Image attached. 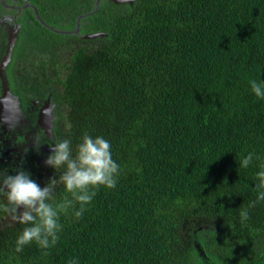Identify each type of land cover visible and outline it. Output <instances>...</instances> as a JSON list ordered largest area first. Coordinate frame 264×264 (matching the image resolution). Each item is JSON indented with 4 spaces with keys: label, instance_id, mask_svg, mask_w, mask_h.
Returning a JSON list of instances; mask_svg holds the SVG:
<instances>
[{
    "label": "trees",
    "instance_id": "16d2710c",
    "mask_svg": "<svg viewBox=\"0 0 264 264\" xmlns=\"http://www.w3.org/2000/svg\"><path fill=\"white\" fill-rule=\"evenodd\" d=\"M25 1L50 27L29 6L15 17L11 91L49 97L73 155L85 134L108 140L120 173L82 216L60 214L48 249L17 252L26 225L0 211V264H264V99L248 83L264 80V0ZM79 15L78 32L54 30ZM6 39L0 25V57ZM23 168L41 186L63 171Z\"/></svg>",
    "mask_w": 264,
    "mask_h": 264
},
{
    "label": "clouds",
    "instance_id": "9594fccd",
    "mask_svg": "<svg viewBox=\"0 0 264 264\" xmlns=\"http://www.w3.org/2000/svg\"><path fill=\"white\" fill-rule=\"evenodd\" d=\"M0 1L6 3V0ZM15 25L19 26L17 23ZM248 83L252 93L257 98L264 99V80L253 79ZM253 156L254 154L249 152L242 157L239 167H249ZM43 163L54 170L63 169L58 178L55 175L49 177L44 186L37 183L31 172L23 167L14 174L0 170V193H3L7 200V204H0V211L10 214L12 220L26 225L16 238L17 252L23 251L26 245L33 242L41 249L53 247L62 230L60 214H67L71 209L75 217L82 216L96 194L94 189L100 186L114 188L120 173V166L112 158L110 142L101 136L92 137L88 134H85L77 145L75 155L68 140L55 142ZM260 169L256 173L257 201L264 200V164L260 165ZM58 183L63 184L70 198L65 195L60 202L53 203ZM257 201H253L250 206H254ZM240 216L242 222L247 220V209H243ZM69 264L78 262L73 259Z\"/></svg>",
    "mask_w": 264,
    "mask_h": 264
},
{
    "label": "flooded vegetation",
    "instance_id": "af4514ba",
    "mask_svg": "<svg viewBox=\"0 0 264 264\" xmlns=\"http://www.w3.org/2000/svg\"><path fill=\"white\" fill-rule=\"evenodd\" d=\"M26 3L31 4L28 1L20 0H6V3H1L3 7H0V19L6 18L3 19L0 25L5 28L6 32L17 23L15 17ZM54 30L57 32L72 31ZM13 95L17 96V100L10 99L12 110L7 113L0 112V170L12 174L23 166H32L35 172L44 170V159L49 153L50 147L55 143L56 137L55 135H49L43 129L38 123V116L48 102L49 108L52 106L49 111L55 120L53 104L50 102L49 97L35 98L29 103L21 100L16 93H13ZM52 126L53 124L51 125L53 131ZM1 213L3 214L2 211Z\"/></svg>",
    "mask_w": 264,
    "mask_h": 264
},
{
    "label": "water",
    "instance_id": "95a60500",
    "mask_svg": "<svg viewBox=\"0 0 264 264\" xmlns=\"http://www.w3.org/2000/svg\"><path fill=\"white\" fill-rule=\"evenodd\" d=\"M133 0H114V2L116 3H124V2H129L131 3ZM32 7L34 14L36 16V18L44 24V21L41 19V17L37 14V10L35 8L34 5L26 3L23 5V7ZM96 7V4H95ZM82 15H79L76 18L75 21V28L72 30V32H78L79 30V20L81 18ZM6 18V17H5ZM3 18V19H5ZM3 19H0V22L3 21ZM18 31H19V26L15 25L13 26V28H10L7 31V39H6V44H5V50L3 52V55L0 59V85H1V94H0V112H4L7 113L9 111H11V104H10V99L13 98L15 100H17V96L13 95L10 91L9 88V84H8V80H7V76H6V72H5V68L8 65V63L11 60V55L13 52V47L15 45V42L17 40V35H18ZM100 33H88L85 34L84 36L86 37H92V36H96ZM46 107L43 108L40 112H39V116H38V123L43 127L44 130H46V132L49 135H52V130H51V125L53 124V120H54V116L50 113L49 109L52 108V106H50L49 108V103L47 102Z\"/></svg>",
    "mask_w": 264,
    "mask_h": 264
},
{
    "label": "rangeland",
    "instance_id": "374dc122",
    "mask_svg": "<svg viewBox=\"0 0 264 264\" xmlns=\"http://www.w3.org/2000/svg\"><path fill=\"white\" fill-rule=\"evenodd\" d=\"M10 25H12V24H10ZM2 195V193H0V196ZM2 218L0 219V223H2ZM12 220V218H11V215L9 216V218H8V221L10 222Z\"/></svg>",
    "mask_w": 264,
    "mask_h": 264
}]
</instances>
